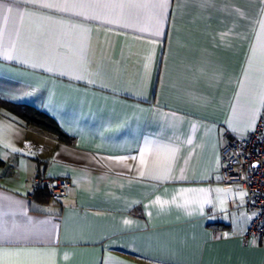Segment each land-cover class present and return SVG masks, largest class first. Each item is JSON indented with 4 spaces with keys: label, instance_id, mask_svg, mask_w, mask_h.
Returning a JSON list of instances; mask_svg holds the SVG:
<instances>
[{
    "label": "crops",
    "instance_id": "obj_1",
    "mask_svg": "<svg viewBox=\"0 0 264 264\" xmlns=\"http://www.w3.org/2000/svg\"><path fill=\"white\" fill-rule=\"evenodd\" d=\"M158 2L0 0V97L69 135L0 107V247L51 264H264L247 191L221 177L226 136L264 108V2L167 0L159 24ZM146 141L178 151L141 163ZM39 175L67 194L36 199Z\"/></svg>",
    "mask_w": 264,
    "mask_h": 264
},
{
    "label": "built area",
    "instance_id": "obj_2",
    "mask_svg": "<svg viewBox=\"0 0 264 264\" xmlns=\"http://www.w3.org/2000/svg\"><path fill=\"white\" fill-rule=\"evenodd\" d=\"M221 160L223 183H238L247 191V207L252 215L244 236L264 240V108L254 129L245 135L226 136ZM68 186L64 179L39 175L35 189H46L59 198L67 194Z\"/></svg>",
    "mask_w": 264,
    "mask_h": 264
},
{
    "label": "snow or ice",
    "instance_id": "obj_3",
    "mask_svg": "<svg viewBox=\"0 0 264 264\" xmlns=\"http://www.w3.org/2000/svg\"><path fill=\"white\" fill-rule=\"evenodd\" d=\"M264 2V0H262ZM28 3L39 4L44 8H56L61 11H66L68 9V0H64L63 4L60 3H41V0H28ZM79 6V5H74ZM161 11L159 13L158 24L163 20V9L167 6V0H159V2L155 5ZM0 7H4L0 5ZM8 12H12L13 9L7 8ZM94 19H98L99 17H92ZM261 31L264 32V20L260 22ZM157 35L159 34V29L157 28ZM253 118L255 119V112L253 113ZM167 150L168 152L175 154L178 151L175 148H170L164 144H156L154 141H146L144 149L141 153V163H143V153L144 152H152L155 151L157 153ZM135 159V157L133 158ZM143 175V173H141ZM8 237L0 236V239H7ZM46 254L42 253L37 249H26V248H17L15 250H10L7 247H0V264H51L48 259H45Z\"/></svg>",
    "mask_w": 264,
    "mask_h": 264
},
{
    "label": "trees",
    "instance_id": "obj_4",
    "mask_svg": "<svg viewBox=\"0 0 264 264\" xmlns=\"http://www.w3.org/2000/svg\"><path fill=\"white\" fill-rule=\"evenodd\" d=\"M0 107H5L13 111L30 123L37 124L43 128L57 133L61 138H69V135L59 126L53 117L35 105L0 97ZM34 196L36 199L41 201H46L50 198L48 191L42 188L35 189Z\"/></svg>",
    "mask_w": 264,
    "mask_h": 264
}]
</instances>
